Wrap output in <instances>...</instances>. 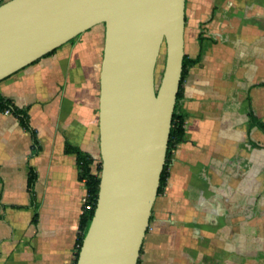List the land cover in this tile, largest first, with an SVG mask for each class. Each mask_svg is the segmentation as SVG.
Segmentation results:
<instances>
[{
    "label": "crops",
    "instance_id": "0c3cea01",
    "mask_svg": "<svg viewBox=\"0 0 264 264\" xmlns=\"http://www.w3.org/2000/svg\"><path fill=\"white\" fill-rule=\"evenodd\" d=\"M184 18L185 137L136 264H264V0H185ZM104 33L99 23L0 80L18 111L0 110V264L74 258L77 153L100 157Z\"/></svg>",
    "mask_w": 264,
    "mask_h": 264
},
{
    "label": "water",
    "instance_id": "95a60500",
    "mask_svg": "<svg viewBox=\"0 0 264 264\" xmlns=\"http://www.w3.org/2000/svg\"><path fill=\"white\" fill-rule=\"evenodd\" d=\"M185 0H7L0 80L103 23L100 182L76 264H136L179 89ZM165 45L163 71L155 65Z\"/></svg>",
    "mask_w": 264,
    "mask_h": 264
},
{
    "label": "trees",
    "instance_id": "16d2710c",
    "mask_svg": "<svg viewBox=\"0 0 264 264\" xmlns=\"http://www.w3.org/2000/svg\"><path fill=\"white\" fill-rule=\"evenodd\" d=\"M55 50L56 49H53L52 51L48 52L44 56L51 54ZM182 67L183 68H182V73H181L180 84H181L182 77L184 75L185 67H186L185 56H183ZM180 84H179V89L176 95V102L178 100V97L180 96ZM176 102H175V106H174V110H173L172 118H171V125H170V131H169V137H168L167 149H166V155H165V163L160 173V179H159V185H158L157 192L160 190L162 185L165 183L167 175H168L166 160L170 156L172 149H174L180 142H182L185 137L184 118H183V115L178 111ZM5 109H9L10 112L12 111L18 114L17 113L18 111L14 109L7 100H4L3 98L0 97V110L4 112ZM24 119H23V124L27 127V122ZM261 128L264 130V125H261ZM77 155H78V166H79L80 177L84 181L85 190L88 196V201L92 204V207L91 209H88V210L84 209L82 213L80 224H79V232L77 234V239L75 243L74 258L71 264H76L78 253L82 245L83 238L87 232L88 226L90 224V221L94 213L97 196H98V190H99L100 170H101L100 157L98 159H95L92 155L88 153H83V152H78ZM31 183H32V177H30L29 179V186L31 185Z\"/></svg>",
    "mask_w": 264,
    "mask_h": 264
},
{
    "label": "rangeland",
    "instance_id": "374dc122",
    "mask_svg": "<svg viewBox=\"0 0 264 264\" xmlns=\"http://www.w3.org/2000/svg\"><path fill=\"white\" fill-rule=\"evenodd\" d=\"M164 61H165V45H162L161 49H160V52H159V56H158L157 62H156V65H155V71H154L155 85L156 86L158 85V82L160 80V77H161V74H162V71H163Z\"/></svg>",
    "mask_w": 264,
    "mask_h": 264
},
{
    "label": "built area",
    "instance_id": "2783aa9c",
    "mask_svg": "<svg viewBox=\"0 0 264 264\" xmlns=\"http://www.w3.org/2000/svg\"><path fill=\"white\" fill-rule=\"evenodd\" d=\"M4 113H10L9 109H5ZM81 201L83 203L84 209H86V210L91 209L92 204L88 201V196H87L86 190H85V193L81 197Z\"/></svg>",
    "mask_w": 264,
    "mask_h": 264
}]
</instances>
